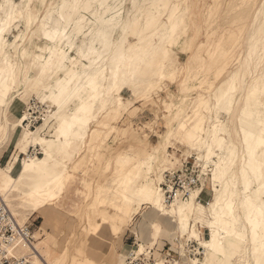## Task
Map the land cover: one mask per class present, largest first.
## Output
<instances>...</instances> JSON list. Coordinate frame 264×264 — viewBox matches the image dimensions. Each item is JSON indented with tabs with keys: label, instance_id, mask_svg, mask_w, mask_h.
<instances>
[{
	"label": "bare ground",
	"instance_id": "obj_1",
	"mask_svg": "<svg viewBox=\"0 0 264 264\" xmlns=\"http://www.w3.org/2000/svg\"><path fill=\"white\" fill-rule=\"evenodd\" d=\"M52 1L21 0L15 3L2 0L0 3V51L8 46L15 52V56H7L0 67V83L3 81L0 86V129L3 130L0 147L10 136L9 123L15 121L20 129L28 116H18L15 110L22 94L19 90H23L26 82L25 73L41 71L52 58L50 49L58 47L65 51L64 59L69 54L79 56V60L65 71L68 76L79 75L75 86L71 87L72 96L67 105L72 104L79 91L86 93L87 102L74 106V114L69 116L64 114L68 106L59 108L54 117L57 140L39 139L38 142L35 139L32 144L44 147L47 156L53 158L61 150L77 149L79 142H85V150L78 161L80 165L72 167L75 174H80L92 154L94 159H99L104 140L136 101L159 95L166 81L172 84L178 79L181 73L179 53L189 54L192 37L190 0H55L50 6ZM258 1L240 0L239 5L252 6ZM222 2H217L210 15L216 16ZM259 2L256 11L237 18L234 28L208 43L207 60H202L200 52L189 55L183 68L181 89L189 84L196 87L207 84L213 88L212 92L207 91V96L199 94L195 99L204 110L198 123L189 129L190 120L184 119L188 115L181 112L183 121L178 125L179 132L188 131L194 139L197 137L195 145L201 151L196 161L202 167L213 164L209 175L213 185L211 201L207 207L200 205L202 202L197 199L199 187L191 192L187 201L165 204L161 187L168 169L156 174L162 159L160 151L139 157L131 146L105 167L104 174L110 171L112 175L95 192L98 221L90 234L95 241L111 240L113 253L116 252L114 241L109 236L116 237L140 212L142 217L136 229L140 250L135 252L141 254L145 243L153 238V231L163 233L174 242L178 241L180 259L171 264H241L240 243L253 235L259 236L257 232L264 223V203L261 202L264 198V109L261 103L264 97V2ZM165 17L168 22L164 21ZM206 24L209 27V23ZM21 25L25 29L13 36V30ZM10 35L13 36L12 43L7 39ZM245 39L249 40V45L242 54L239 47ZM20 62L25 64L19 68ZM229 69L232 70L228 78L213 87ZM211 74L214 80L210 78ZM56 85L58 90L51 95L54 102L67 88V78L57 79ZM124 89H128L135 99L124 101L121 94ZM205 112L214 120L224 118L215 142L210 140V134L204 137ZM93 120L96 121L94 125L91 124ZM176 129L172 127V131ZM99 130H106L103 140ZM37 132L28 129L26 138L35 137ZM170 137L167 134L163 142L165 152ZM217 152L221 154L219 161L212 157ZM33 162L39 164V158ZM7 178L8 173L0 169V200L3 199L19 223H25L11 203L29 200L26 196L9 199L10 192L19 190L18 179L7 193L1 194ZM252 189L258 192L256 200L249 198ZM55 200L45 198L43 202ZM55 204L52 202L48 206ZM249 206L257 210L253 220L248 218ZM117 222L121 223V228L117 227ZM201 223L210 228L207 241L201 238ZM244 226L247 233L241 230ZM34 237L36 242L39 237ZM190 241H197L195 251L198 253L204 249L202 259L188 256ZM255 246L257 264H263L264 256L259 257L260 247L256 243ZM30 250L34 253L35 264H53L48 255L43 258L46 255L35 243ZM117 260L120 261L117 264H126L123 255L118 254ZM153 264L167 262L156 259Z\"/></svg>",
	"mask_w": 264,
	"mask_h": 264
},
{
	"label": "rangeland",
	"instance_id": "obj_2",
	"mask_svg": "<svg viewBox=\"0 0 264 264\" xmlns=\"http://www.w3.org/2000/svg\"><path fill=\"white\" fill-rule=\"evenodd\" d=\"M13 1L15 3L21 2V0ZM38 1L43 3V0H37V3ZM259 1L252 6L245 4L240 7V0H190L192 37L189 43V54L179 53V69L181 73L174 82L175 84L166 81L159 95H154L149 100L136 101L134 106L124 116L122 122L113 130V133L107 140H104L99 159H94V154H92L89 164L80 174H75L72 167L80 165L78 161L82 151L85 150V142H79L77 149L71 150L68 148L61 150L60 154H54L53 158L47 156L44 147L32 144L35 139L38 142L40 141L39 139L57 140L54 135V124L56 123L54 117L57 116L59 108L64 105L68 106L67 103L72 96L71 87L75 86L79 76L77 73L72 76L66 75V67L78 61L79 56L74 53L69 54L68 58L64 59L65 51L58 47H53L50 49L52 58L47 60L46 64L43 62L44 65L41 71H33L32 74L25 73L26 82L23 90H19V93L22 92V94L16 102L15 110L18 116L26 114L28 116L20 129L16 127L15 121L9 123L10 136L0 147V169L8 173L7 182L1 194L7 193L18 179L20 183L17 188L19 190L10 192L8 196L11 200L23 196L28 198L29 201L27 203L17 201L11 204L12 208L19 214V219H22L25 223L30 221L29 223L32 224V228L35 230L34 235L39 237L34 243L38 245L43 255H46L43 258H48L49 256L53 264H117L118 254L126 257L130 249H136L137 244L135 242H137V238L135 240V234L137 224L141 221V212L134 215L128 227L121 230L116 237L113 235L109 236L114 241L115 254L111 251V240L104 239L105 242L95 241L90 234L98 221L97 212L94 208L96 189L106 178L112 175L110 171L104 174L105 167L113 161L114 157L123 154L131 146L134 147L139 157H143L153 151H160L162 159L156 168V174L158 175L164 169L175 170L179 168L184 160H189L191 165L199 167L202 181L200 188L201 190H207L203 195L204 197H202L203 202L200 205L208 206L212 199L211 191L213 185L209 180V175L212 173L213 164L202 167L196 161L198 153L201 151L195 145L197 144V137L194 139L193 134L188 131L179 132L178 125L183 121V117L180 115L181 112H185L188 115L184 119L190 120L189 129L198 123V119L202 117L204 110L202 104L195 101V99L199 94L207 96V91L212 92L213 88H210L207 84L201 87L189 84L181 89V81L184 78L183 68L189 55L200 52L202 53V60H207L205 51L209 47L208 43L210 41L211 43L212 41L214 42L224 36L226 31L234 28V20L256 11L260 7ZM261 1L264 2V0ZM55 2V0L52 1L50 6H53ZM217 2H222L223 4H220L216 16L213 17L210 14L215 11ZM43 12L44 9L39 14L42 16ZM166 20L167 18L165 17L164 21L168 22ZM206 22L209 23V27H207ZM22 26L13 30V36L25 29ZM13 36L7 37L9 43L13 42ZM248 45L249 40L245 39L239 47V51L244 54L248 49ZM7 56L14 57L15 52L5 46L0 51V67ZM20 63L17 65L19 68L22 67L24 62ZM231 70L229 69L223 79L217 81L213 87L226 80ZM59 78H67V88L58 96L57 102H54L51 99V95L58 90L56 80ZM210 78L214 80L213 74L210 75ZM0 86H3V81H1ZM121 94L126 102L135 99L128 89H124ZM86 97V93L79 91L72 104L65 109V116L74 114L73 107L85 104L87 102ZM261 103L264 109V97H262ZM9 112L11 113L12 109ZM43 113L45 114L44 116L42 115ZM39 117H44V119L36 123ZM204 117L206 120L204 137H209L208 134H210V140L215 142L216 134L224 118L214 120L207 112L204 113ZM31 118L33 119L30 122ZM91 124H96V121L93 120ZM173 126L177 128L175 131H172ZM38 128L40 130L37 132ZM28 129L37 132L36 136L26 138ZM2 131L0 129V139ZM105 131L99 130L102 140ZM167 134L171 137L168 139L170 145L165 152L163 142ZM217 154L218 156H216ZM220 155L217 152L212 154V157L215 161H219ZM36 158H39V164L33 162ZM50 185L52 186L49 187ZM248 195L249 198L256 200L258 192L256 189H252ZM40 197L43 198L40 199ZM45 198L57 200L44 203L43 199ZM1 200L3 201V199ZM207 201L208 204L205 203ZM52 202H56V204L48 206ZM261 202L264 203V198H261ZM3 203L5 204L4 201ZM37 208H39L38 212L35 211ZM103 211L106 212L107 209L104 208ZM248 212V218L253 220L257 214L256 207L249 206ZM200 222H205V220ZM117 227L121 228L120 222H117ZM199 228L202 240H209L210 228L208 225L201 223ZM241 230L243 233H247L245 226ZM153 232V238L145 243L141 254L147 248L152 249L162 242L160 250L155 248V257L159 256L160 252L158 251L162 253L168 251L171 252L170 256L167 258L163 256L158 259H164L167 264H171L174 260L179 261L178 241L174 242L166 234ZM257 234L259 236L253 235L240 243L239 257H241V264H257L255 243L260 247L259 257L264 256V223L261 226V231H258ZM164 246L165 250L162 249ZM196 248H198L197 241L188 242V256L202 259L204 249L199 250L198 253V251H195ZM137 249L140 250L139 245ZM40 255L41 253H39ZM85 255L90 260H87Z\"/></svg>",
	"mask_w": 264,
	"mask_h": 264
},
{
	"label": "built area",
	"instance_id": "obj_3",
	"mask_svg": "<svg viewBox=\"0 0 264 264\" xmlns=\"http://www.w3.org/2000/svg\"><path fill=\"white\" fill-rule=\"evenodd\" d=\"M45 115L44 113L42 114ZM33 118L30 119V122ZM44 117H39L36 123L43 121ZM199 167L190 164L189 160H184L180 167L175 170H168L164 174L163 190L164 202L171 205L176 201H187L191 192L202 186ZM207 192L202 189L198 196V201L203 202L202 196ZM208 204V201L205 202ZM137 235L135 234V240ZM34 230L29 222L19 223L10 209L0 200V264H35L34 253L30 248H34ZM136 249L138 248V243ZM29 249L28 251H24ZM136 249H130L126 256L127 264H153L160 255L155 257V247L147 248L144 253L137 255ZM171 252H166V258Z\"/></svg>",
	"mask_w": 264,
	"mask_h": 264
},
{
	"label": "crops",
	"instance_id": "obj_4",
	"mask_svg": "<svg viewBox=\"0 0 264 264\" xmlns=\"http://www.w3.org/2000/svg\"><path fill=\"white\" fill-rule=\"evenodd\" d=\"M212 188H213V187H212ZM202 197H204V196H202ZM38 216H39V215H38ZM39 217H41V216H39ZM31 225H32V224H31ZM34 231H35V230H34ZM161 240H162V239H161ZM161 243H162V242H161ZM161 243H159L157 246H155V248L158 249V250H160ZM163 243H164V241H163ZM164 244H165V243H164ZM162 249L165 250V246H164ZM158 252H160V253H159L160 257L165 256V253H162L161 251H158Z\"/></svg>",
	"mask_w": 264,
	"mask_h": 264
}]
</instances>
